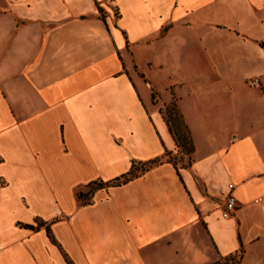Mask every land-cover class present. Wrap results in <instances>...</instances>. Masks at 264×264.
Segmentation results:
<instances>
[{
  "label": "crops",
  "instance_id": "1",
  "mask_svg": "<svg viewBox=\"0 0 264 264\" xmlns=\"http://www.w3.org/2000/svg\"><path fill=\"white\" fill-rule=\"evenodd\" d=\"M173 103L190 163L82 205L89 184L179 155ZM233 256L264 264V0H0V264Z\"/></svg>",
  "mask_w": 264,
  "mask_h": 264
},
{
  "label": "trees",
  "instance_id": "2",
  "mask_svg": "<svg viewBox=\"0 0 264 264\" xmlns=\"http://www.w3.org/2000/svg\"><path fill=\"white\" fill-rule=\"evenodd\" d=\"M164 118H165L166 122L168 123L170 131H171L178 147L184 148V146H186V147L188 146L187 151H188V154L190 155L194 150L191 133H190V130L188 129L187 125L185 124L184 119H183L182 115L180 114L176 103H173L172 105H170L169 107L166 108V110L164 111ZM167 156H168V154H166V156L163 157L162 159L154 160V161H152L146 165H141L142 167H144L141 170V174L145 173L146 171H148V170L154 168L155 166H158L164 162H168V163H172L174 165H177L176 161H173L171 159L166 160L165 158ZM137 167H138V165L134 164L132 167V170L129 173L121 176L120 178L109 181L107 183L93 182V183L89 184L87 186V189H89L88 192H84V191L78 192V200L80 201V203L82 205L92 204V200L88 199L89 194L93 195L97 190H100V189L119 187V186H122L124 184H127L128 182H130L134 178L138 177ZM26 227L31 228V229L34 228L32 226H26ZM41 227H44V224L38 223V228H41ZM48 233H49V229H48Z\"/></svg>",
  "mask_w": 264,
  "mask_h": 264
},
{
  "label": "rangeland",
  "instance_id": "3",
  "mask_svg": "<svg viewBox=\"0 0 264 264\" xmlns=\"http://www.w3.org/2000/svg\"><path fill=\"white\" fill-rule=\"evenodd\" d=\"M255 79V78H253ZM180 148V147H179ZM188 146H184V148H180L179 150V155L177 156H173V155H168L165 159L166 160H173V161H176V163L179 165V166H187L189 163H190V155L188 154ZM182 154V155H181ZM144 167H142L141 165H139L137 167V175H140L141 174V170L143 169ZM84 192H88L89 189H84L83 190ZM92 194H89V197L88 199L92 200ZM38 223H43L44 224V227L47 226V224L45 222H42L40 220H37L36 222V226H38ZM238 261H239V257L238 256H233V257H230V258H227L224 262H222V264H238Z\"/></svg>",
  "mask_w": 264,
  "mask_h": 264
},
{
  "label": "built area",
  "instance_id": "4",
  "mask_svg": "<svg viewBox=\"0 0 264 264\" xmlns=\"http://www.w3.org/2000/svg\"><path fill=\"white\" fill-rule=\"evenodd\" d=\"M247 84L249 86H256L260 84V80L258 78L249 79L247 81ZM234 188H235L234 184L228 185V192L226 194L225 202H224L223 210H222V217L224 219H230L238 211V201H237L236 196L234 195Z\"/></svg>",
  "mask_w": 264,
  "mask_h": 264
}]
</instances>
